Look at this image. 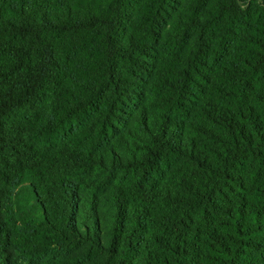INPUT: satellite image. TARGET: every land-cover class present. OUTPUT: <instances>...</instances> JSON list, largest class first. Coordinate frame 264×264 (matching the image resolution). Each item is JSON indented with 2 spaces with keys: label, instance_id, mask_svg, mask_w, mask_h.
I'll return each mask as SVG.
<instances>
[{
  "label": "trees",
  "instance_id": "trees-1",
  "mask_svg": "<svg viewBox=\"0 0 264 264\" xmlns=\"http://www.w3.org/2000/svg\"><path fill=\"white\" fill-rule=\"evenodd\" d=\"M0 264H264V0H0Z\"/></svg>",
  "mask_w": 264,
  "mask_h": 264
}]
</instances>
